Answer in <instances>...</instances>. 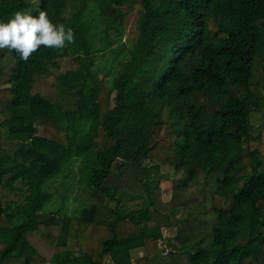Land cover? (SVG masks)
I'll return each instance as SVG.
<instances>
[{
	"label": "trees",
	"instance_id": "trees-1",
	"mask_svg": "<svg viewBox=\"0 0 264 264\" xmlns=\"http://www.w3.org/2000/svg\"><path fill=\"white\" fill-rule=\"evenodd\" d=\"M34 1L0 0V22L43 10L74 38L41 45L27 60L0 49V188L19 199L0 195V264H264V123L253 133L264 78L262 94L251 81L255 65L264 67V0H138L136 39L107 82L96 56L109 49L129 0H37L33 9ZM46 80L74 93V110L61 102L72 107L71 95L52 102L36 91ZM153 153L174 169L166 203L157 192L169 177L143 165ZM71 159L81 160L95 203L83 217L61 218L46 259L27 236L56 225L53 215L41 219L52 201L43 187ZM133 198L141 207L123 209ZM96 205L107 223L94 224ZM178 209L185 215L170 222ZM155 213L162 225L152 223ZM92 225L108 235L90 242ZM174 226L164 240L173 252L163 256L157 242ZM138 249L144 255L131 263Z\"/></svg>",
	"mask_w": 264,
	"mask_h": 264
},
{
	"label": "rangeland",
	"instance_id": "rangeland-1",
	"mask_svg": "<svg viewBox=\"0 0 264 264\" xmlns=\"http://www.w3.org/2000/svg\"><path fill=\"white\" fill-rule=\"evenodd\" d=\"M37 0L34 1L33 9L36 8ZM128 6L121 8V11L124 13L123 23H119L117 30L115 32L109 33V43L110 47L106 52L97 54L96 56V66L95 71L98 74V77L107 82L113 73L120 67V65L126 60L128 52L131 49L132 44L134 43L137 33L135 31L136 21L141 12V7L138 4V0H129ZM14 64L11 65V68ZM11 68L8 69L7 74L11 72ZM67 68V62H63L61 67V72ZM59 71L51 69L50 78L53 79ZM108 78V79H106ZM264 78V67L258 63L255 65L253 75L251 77L252 83L259 84L258 88L263 92L262 89V79ZM107 87V83H105ZM1 87V86H0ZM57 89V87H56ZM53 88L50 80L39 81L36 85V91L43 97L49 99L52 102H58L59 98L65 95H71L73 97V106L71 107L72 99L65 97L62 98L61 102L64 103V110H74L75 109V96L73 92H68L64 88L56 90ZM61 95V96H60ZM264 123V113H260L256 116L255 125L253 133L255 134L260 124ZM39 134H42V128L39 127ZM153 159L146 160L143 165L148 166H158L159 174L167 175L169 177L168 181L161 182L157 192V202L159 204L169 202L174 198L173 194V179L174 169L169 166H162L159 162V153H153ZM80 159H71L65 166H63L59 172V175L54 179L48 181L44 187L43 191L46 194L52 196V201L46 205L44 210L41 212V219L45 220L48 215L55 216L53 223L56 225L51 226H41L39 230L31 235L27 236L28 242L36 248L40 257L48 259L51 254L55 251L56 238L60 233L61 218H73L76 219L81 214L87 212L91 206L94 205L95 200L91 193V190L85 187L79 177L80 173ZM132 171H128L127 174L130 175ZM218 177H221V171L218 173ZM0 195L3 203L10 201H18L19 199L13 194L4 191L0 188ZM178 198V197H175ZM143 203V200L140 198H133L123 202L122 207L125 210H131L140 208ZM103 205H96L95 219L94 224L101 222H108L110 219L109 214L106 210L103 209ZM184 216L185 212L178 209L176 211V217L170 218V222H175L178 217ZM165 218L159 214H153L154 224L164 223ZM63 222V218H62ZM0 225H4V221L0 219ZM85 228V227H84ZM86 237L91 242H95L98 239L104 238L108 235L107 229L100 225L88 226ZM77 230V229H76ZM79 233L84 232L82 228L78 229ZM177 227L169 229H162L163 232V241L170 240L172 241L176 235ZM154 249L157 250L155 247ZM160 250V249H159ZM144 251V250H143ZM144 253V252H143ZM142 253V254H143ZM181 261V260H180Z\"/></svg>",
	"mask_w": 264,
	"mask_h": 264
},
{
	"label": "clouds",
	"instance_id": "clouds-1",
	"mask_svg": "<svg viewBox=\"0 0 264 264\" xmlns=\"http://www.w3.org/2000/svg\"><path fill=\"white\" fill-rule=\"evenodd\" d=\"M73 38L71 28L53 23L43 10L35 15L28 11H16L10 19L0 22V49L15 50L22 60H27L41 45L63 48Z\"/></svg>",
	"mask_w": 264,
	"mask_h": 264
},
{
	"label": "crops",
	"instance_id": "crops-1",
	"mask_svg": "<svg viewBox=\"0 0 264 264\" xmlns=\"http://www.w3.org/2000/svg\"><path fill=\"white\" fill-rule=\"evenodd\" d=\"M143 252H144L143 249H138L136 251H133L131 253V263H133L135 260L141 258L144 255ZM72 253L74 255H77V252H75V251H73ZM103 264H112V262L110 261V259L107 258Z\"/></svg>",
	"mask_w": 264,
	"mask_h": 264
},
{
	"label": "built area",
	"instance_id": "built-area-1",
	"mask_svg": "<svg viewBox=\"0 0 264 264\" xmlns=\"http://www.w3.org/2000/svg\"><path fill=\"white\" fill-rule=\"evenodd\" d=\"M157 247L162 251L163 256L173 252L171 249L165 247L163 240L157 242Z\"/></svg>",
	"mask_w": 264,
	"mask_h": 264
}]
</instances>
